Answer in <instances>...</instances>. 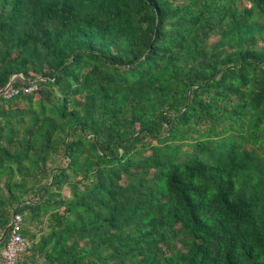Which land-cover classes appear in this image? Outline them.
Wrapping results in <instances>:
<instances>
[{"label":"trees","instance_id":"obj_1","mask_svg":"<svg viewBox=\"0 0 264 264\" xmlns=\"http://www.w3.org/2000/svg\"><path fill=\"white\" fill-rule=\"evenodd\" d=\"M12 76L19 264H264V0H0Z\"/></svg>","mask_w":264,"mask_h":264},{"label":"built area","instance_id":"obj_2","mask_svg":"<svg viewBox=\"0 0 264 264\" xmlns=\"http://www.w3.org/2000/svg\"><path fill=\"white\" fill-rule=\"evenodd\" d=\"M34 84L29 87H24L25 92H33L37 89ZM20 88H8L3 94L10 98L20 93ZM1 95V94H0ZM24 218L22 214L15 213L11 219L10 231L8 239L3 248H1L2 264H19L21 255L27 251L29 242L22 233Z\"/></svg>","mask_w":264,"mask_h":264},{"label":"water","instance_id":"obj_3","mask_svg":"<svg viewBox=\"0 0 264 264\" xmlns=\"http://www.w3.org/2000/svg\"><path fill=\"white\" fill-rule=\"evenodd\" d=\"M14 76H12L10 82L8 83V85L0 92V94L2 95L11 85L12 80H13ZM7 235V231L3 234V236L0 238V242L5 238V236ZM1 250V248H0Z\"/></svg>","mask_w":264,"mask_h":264},{"label":"rangeland","instance_id":"obj_4","mask_svg":"<svg viewBox=\"0 0 264 264\" xmlns=\"http://www.w3.org/2000/svg\"><path fill=\"white\" fill-rule=\"evenodd\" d=\"M25 224V223H24ZM27 240H28V242H29V245H30V240L27 238ZM23 255V254H22ZM22 255H21V257H22ZM21 257H20V259H21ZM41 264H43L42 262H41Z\"/></svg>","mask_w":264,"mask_h":264},{"label":"crops","instance_id":"obj_5","mask_svg":"<svg viewBox=\"0 0 264 264\" xmlns=\"http://www.w3.org/2000/svg\"><path fill=\"white\" fill-rule=\"evenodd\" d=\"M0 264H2V257L0 256Z\"/></svg>","mask_w":264,"mask_h":264}]
</instances>
